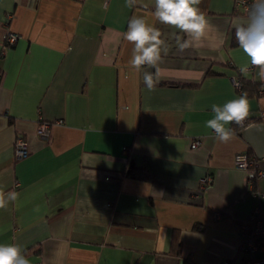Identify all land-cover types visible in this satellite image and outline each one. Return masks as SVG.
<instances>
[{
  "label": "crops",
  "instance_id": "crops-1",
  "mask_svg": "<svg viewBox=\"0 0 264 264\" xmlns=\"http://www.w3.org/2000/svg\"><path fill=\"white\" fill-rule=\"evenodd\" d=\"M199 7L208 28L182 53L175 30L155 25L169 51L148 91L123 37L133 16L153 22L154 0H0V192L19 194L0 209V243L30 264H245L240 227L255 206L264 218L253 195L264 176L250 181L233 157L248 152L264 171V81L239 71L235 27L248 15L234 0ZM8 31L18 37L4 47ZM239 78L251 120L220 143L204 125L211 105L241 94Z\"/></svg>",
  "mask_w": 264,
  "mask_h": 264
},
{
  "label": "clouds",
  "instance_id": "clouds-1",
  "mask_svg": "<svg viewBox=\"0 0 264 264\" xmlns=\"http://www.w3.org/2000/svg\"><path fill=\"white\" fill-rule=\"evenodd\" d=\"M200 3L201 0H154L152 23L143 16H133L128 21L123 37L133 45L128 64L137 73L143 71V83L148 91L155 90L162 54L166 55L169 51L165 34L155 25L158 23L175 30L172 38L177 51L182 53L194 42L200 41L208 28L209 22L199 7ZM125 4L134 7L136 0H125ZM235 39L247 58V63L239 65V71L243 74L249 71L250 66L257 68L259 79L264 81V0H253L247 22L235 27ZM250 108L248 94L242 92L223 105H211L213 116L206 120L204 126L215 133L217 141L226 144L235 135L228 125L242 126L250 115ZM18 197L15 191L7 194L0 192V209L6 208L9 202L16 203ZM0 264H30V260L21 245L0 243Z\"/></svg>",
  "mask_w": 264,
  "mask_h": 264
},
{
  "label": "built area",
  "instance_id": "built-area-1",
  "mask_svg": "<svg viewBox=\"0 0 264 264\" xmlns=\"http://www.w3.org/2000/svg\"><path fill=\"white\" fill-rule=\"evenodd\" d=\"M252 3L253 0H234L235 7L239 8L245 15H248ZM17 37V34L8 31L3 38L4 47L16 41ZM234 85L240 87L239 79L234 80ZM261 117L264 118V112L261 113ZM56 122H60V120H56ZM50 127L51 122L40 120L36 126V133L43 138H47L50 134ZM199 144L200 139L194 138L191 147H196ZM27 154L26 141L20 136L16 137L14 140V158L22 159L26 157ZM233 161L236 168L249 170L248 176L250 181L264 176V171L252 169L254 158L245 152L236 153L233 157ZM211 180V175L205 176L201 181L202 186L209 185ZM253 195L257 200L264 197V195L257 190ZM251 214V219L243 222L240 227V250L245 253L247 257L245 264H264V218L260 216L259 207L257 206L253 208Z\"/></svg>",
  "mask_w": 264,
  "mask_h": 264
},
{
  "label": "trees",
  "instance_id": "trees-1",
  "mask_svg": "<svg viewBox=\"0 0 264 264\" xmlns=\"http://www.w3.org/2000/svg\"><path fill=\"white\" fill-rule=\"evenodd\" d=\"M235 43L237 42L236 41V39H234L233 40ZM239 82H240V87H237V89H238V91L240 92V93H242V92H247V89H246V84H247V81L245 80V79H242V78H239ZM262 86H261V84H257V86L255 87V89H254V92H256V93H258V91H259V89L261 88ZM259 119H262L263 117H261V116H259L258 117ZM249 120H251V118H247L246 120H245V123H247V122H249ZM244 123V124H245ZM243 124V125H244ZM242 125V126H243ZM242 126H236L235 124H232V129L233 130H235V131H238L239 129H240V127H242ZM247 154L249 155V156H252L251 154H249L248 152H247ZM254 160H255V158H254ZM252 181H256V180H252ZM255 184V183H254ZM178 247H179V245H178Z\"/></svg>",
  "mask_w": 264,
  "mask_h": 264
},
{
  "label": "bare ground",
  "instance_id": "bare-ground-1",
  "mask_svg": "<svg viewBox=\"0 0 264 264\" xmlns=\"http://www.w3.org/2000/svg\"><path fill=\"white\" fill-rule=\"evenodd\" d=\"M236 86V85H235ZM237 87V86H236Z\"/></svg>",
  "mask_w": 264,
  "mask_h": 264
}]
</instances>
